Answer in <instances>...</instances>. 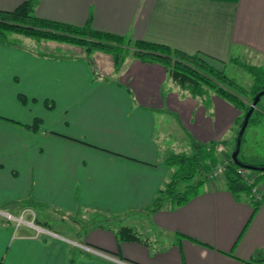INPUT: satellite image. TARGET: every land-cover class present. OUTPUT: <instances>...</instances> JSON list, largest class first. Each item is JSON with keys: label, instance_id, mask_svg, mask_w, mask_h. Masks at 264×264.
<instances>
[{"label": "crops", "instance_id": "obj_1", "mask_svg": "<svg viewBox=\"0 0 264 264\" xmlns=\"http://www.w3.org/2000/svg\"><path fill=\"white\" fill-rule=\"evenodd\" d=\"M26 1L0 0V10ZM35 15L199 53L225 73L264 70V0H37ZM61 49L0 44V213L24 212L0 221L2 264H114L81 246L131 264H264L262 181L257 212L226 176L183 205L146 210L175 177L168 160L196 143L229 144L240 108L181 88L159 63L130 55L116 71L110 54ZM160 117L171 121L167 146ZM121 227L140 240L120 241Z\"/></svg>", "mask_w": 264, "mask_h": 264}, {"label": "trees", "instance_id": "obj_2", "mask_svg": "<svg viewBox=\"0 0 264 264\" xmlns=\"http://www.w3.org/2000/svg\"><path fill=\"white\" fill-rule=\"evenodd\" d=\"M36 4L37 0H27L15 10H0V44L13 47L8 42V38L12 35H20L39 41H54L74 45L85 49L88 58L95 52L110 54L114 59L116 71L121 69L128 54L133 50L134 55L141 60L162 64L168 70L174 82L181 88L192 92L195 88L199 92H203L207 88L236 106L244 108L246 114L250 107L246 106L241 99L225 87L231 88L240 94L248 92L252 100L259 92L264 90V70L261 68L242 66L254 78L253 86L250 90H246L226 76L224 71L211 65L199 53L189 55L165 45L97 31L92 28L90 21L83 27H77L41 19L35 15ZM251 121L257 124L259 119L252 120L251 117ZM242 124L243 121L240 124V129ZM220 144L223 143H196L193 145L194 150L189 154L172 156L168 160V166L175 169V177L169 185L159 191L153 203L146 210L157 211L168 203L173 206H180L197 196L203 189L207 174L222 162L217 157ZM227 160L228 171L224 176L227 178L229 189L237 196L249 197L255 190L259 192L258 185L262 181L261 176L264 178V171L260 176H252L250 179L252 181H250L246 179L247 171L250 170L237 166L231 156ZM261 167H264V165ZM242 169L243 171H241ZM181 180L189 181L184 192H178L176 189V183ZM261 201L256 202L254 205L255 212L259 210ZM26 206H31L35 210L36 207H39V205L33 203L24 207ZM4 209L0 207V210ZM117 236L120 241L125 242L140 240L138 234L129 227H121L117 232ZM0 264H2L1 260Z\"/></svg>", "mask_w": 264, "mask_h": 264}, {"label": "rangeland", "instance_id": "obj_3", "mask_svg": "<svg viewBox=\"0 0 264 264\" xmlns=\"http://www.w3.org/2000/svg\"><path fill=\"white\" fill-rule=\"evenodd\" d=\"M8 42L13 47L36 50L37 53H41V54H45V52L49 51V50L50 51L54 50V48H56V46L62 47L61 51L71 53L73 51L68 50V48L71 46L72 47L74 46V45H69V44H64V43H59V42H54V41H43V40L39 41V40H36L33 38H27V37L20 36V35H12L11 37L8 38ZM72 49H76V48H72ZM59 55H66V53H59ZM130 55H134L133 50H131L130 53L128 54V56H130ZM128 56H127V58H128ZM225 75L228 76L229 78L233 79L239 86L243 87L246 90H250V88L254 84V78L252 77V75H250L247 71L243 70L241 67H238V66L229 65L226 69ZM225 88L227 90H229L232 94L236 95L239 99H241V101H243L246 106H249L251 108V104H252L254 99L252 100L251 95L248 94V92L245 94H242V93L240 94L239 92L234 91L231 88H228V87H225ZM205 90H209V89L205 88ZM210 91H212V90H210ZM240 110L242 111V116H241L242 118L238 122V127L236 129V135H235L234 140L231 141L229 144L222 142L223 144H220V146L217 150L218 151L217 157L220 159V161L222 160V162L220 164H222L221 166H224L226 169L224 170L223 174H221V175L219 174L218 175L219 177L217 176V178H215V179L223 177L225 175V173L228 171V167H226L224 163H227V161H228L227 158L229 156L232 157L238 148V142H237L238 131H240L239 130L240 124L242 123V121H244L243 119L247 115L245 113L244 108H240ZM258 119H259V121L262 120V122L261 123L258 122L255 125L251 121L249 123L248 127L246 128L244 135L242 137L241 144H240L238 159L242 163H245V164H248L251 166L261 167L264 165V96L262 97L259 105L257 106V110L255 111V113L252 116V120H258ZM167 124L171 125L170 118L160 117V121L158 123V131H159L158 134L162 138V142L164 143L165 146H167L169 144V142L171 141V136L168 133H166V131H168ZM192 150H194V148L190 147V145H189V149L184 150V153L189 154ZM216 167H218V166H216ZM215 168H213L207 175H210V173ZM252 174L253 175H262L263 173L257 172V171H247L246 179L250 180L253 176ZM243 175H244V173H243ZM206 179L209 181L210 180L209 176H207ZM250 181H252V180H250ZM188 183H189V181H185V180H181L178 183H176L177 191L178 192H184L185 187L187 186ZM262 183L264 185V179H262ZM2 208H6V207H2ZM36 212L40 213V210L36 209ZM93 215L94 214H88L85 216V219L84 218H82V219L86 220L89 217H92ZM14 216L17 218H20L19 216H21V212L17 213ZM30 218L31 219L29 222L32 223L31 221H33L32 219L34 217L30 216ZM6 219H4L0 213V221L3 223H9V222H7ZM27 219H29L28 216L25 217V220H27ZM60 222H62V221H60ZM11 224L14 227H16V225H17L14 222H11ZM38 227L46 229L44 227H40V226H38ZM81 227L83 228V230L80 229L81 232L84 231V234H85L86 232H88L89 229L92 228V225L91 226H90V224L81 225ZM52 230L60 232L62 235L70 236V235L66 234V231H64V230H63L64 232L62 231V225L59 222H55L54 224L52 223ZM120 260H122V259H120ZM124 262H127V261L124 260Z\"/></svg>", "mask_w": 264, "mask_h": 264}, {"label": "built area", "instance_id": "obj_4", "mask_svg": "<svg viewBox=\"0 0 264 264\" xmlns=\"http://www.w3.org/2000/svg\"><path fill=\"white\" fill-rule=\"evenodd\" d=\"M225 164V166L227 167V163H224ZM222 164H219L218 165V167H216L211 173H210V175H207V176H209V178H210V180L209 181H213V180H215V178H217V176L220 174H223V172H224V170L226 169L224 166H221ZM241 171H243V170H241ZM219 177V176H218ZM248 200H250V201H252V202H254V203H256V202H260L261 200H262V195L259 193V192H257L256 190L254 191V192H252V195H250L249 197H248ZM30 211V210H29ZM30 212H32V211H30ZM23 213L24 212H22V215H23ZM33 213V215H34V218H33V222H35V214H34V212H32ZM21 215V216H22ZM20 216V217H21ZM7 218L8 219H13V220H15V221H18V222H23V217H21L20 219L19 218H14V217H12V215H7ZM32 222V223H33ZM45 234L46 233H48V234H50L49 232H46V231H43ZM50 235H52V234H50ZM56 236V235H55ZM81 248H83V249H85L86 251H88V252H90L91 254H93V255H97V256H99V257H101V258H103L104 260H106V261H109V262H111V263H114V264H130V263H128V262H124V261H122V260H120V259H117V258H115V257H113V256H110V255H108V254H106V253H104V252H101V251H99V250H97V249H94V248H92V247H88V246H81Z\"/></svg>", "mask_w": 264, "mask_h": 264}, {"label": "water", "instance_id": "obj_5", "mask_svg": "<svg viewBox=\"0 0 264 264\" xmlns=\"http://www.w3.org/2000/svg\"><path fill=\"white\" fill-rule=\"evenodd\" d=\"M264 96V90L259 92L252 104H251V108L249 109L247 115L245 116L244 118V121H243V124H242V127L239 131V134H238V139H237V142H238V148L236 150V152L233 154L232 156V160L234 161V163L245 169V170H250V171H261L263 172L264 171V167H256V166H251V165H248V164H245V163H242L239 159H238V155H239V148H240V144H241V141H242V137L244 135V132L246 130V128L248 127L249 123H250V119L252 117V115L254 114L255 112V109L257 108L258 104L260 103L262 97Z\"/></svg>", "mask_w": 264, "mask_h": 264}, {"label": "flooded vegetation", "instance_id": "obj_6", "mask_svg": "<svg viewBox=\"0 0 264 264\" xmlns=\"http://www.w3.org/2000/svg\"><path fill=\"white\" fill-rule=\"evenodd\" d=\"M259 105V104H258ZM257 110V108L255 109V111ZM255 113V112H254ZM253 116V115H252Z\"/></svg>", "mask_w": 264, "mask_h": 264}]
</instances>
